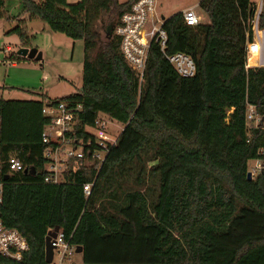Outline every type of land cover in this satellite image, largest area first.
Here are the masks:
<instances>
[{
    "label": "trees",
    "instance_id": "obj_1",
    "mask_svg": "<svg viewBox=\"0 0 264 264\" xmlns=\"http://www.w3.org/2000/svg\"><path fill=\"white\" fill-rule=\"evenodd\" d=\"M17 1L29 20L83 41L82 91L58 100L81 107L74 138L94 143L85 128L102 118L122 127L99 170L70 160L63 182L47 184L41 111L57 101L0 99V217L29 247L5 264H45L55 227L81 247L83 264H264V133L244 119L246 105L264 110V67H244L250 1L197 0L206 24L187 26L182 12L165 18L164 52L152 43L141 81L114 34L136 0ZM8 34L24 37L19 26ZM175 53L190 56L193 77L167 61ZM12 156L21 172H9ZM253 160L262 168L247 180Z\"/></svg>",
    "mask_w": 264,
    "mask_h": 264
},
{
    "label": "built area",
    "instance_id": "obj_2",
    "mask_svg": "<svg viewBox=\"0 0 264 264\" xmlns=\"http://www.w3.org/2000/svg\"><path fill=\"white\" fill-rule=\"evenodd\" d=\"M249 1L253 5V11L245 35L248 36L244 49L245 69L264 67V28L258 25V18L264 10V5L262 0ZM182 16L187 26H195L199 22L194 8L183 10ZM163 21L162 15L157 12V0H136L130 10L122 15L120 24L114 30V34L120 39L121 53L125 61L135 71L140 81L152 43H157L164 52L167 38L162 29ZM165 58L179 76L190 78L195 75V64L190 56L175 53L165 55ZM249 60H254L255 63L250 65ZM80 110V105L74 106V103L68 101L49 102L42 108L41 113L46 119L41 133V142L45 145L44 182L47 184L63 182V173L70 160H74V169L79 165V160H82L87 166L96 163L99 170L117 140V136L110 134L108 128L114 124L107 118L98 119L92 127L85 128V132L94 138V143L91 139L85 141L74 138V127ZM244 119L246 130L260 129L264 133V110L260 115L255 106L246 105ZM253 162H256L257 167L254 170L258 174L262 168L261 164L257 160ZM7 163L10 173L21 172L24 169L16 157H10ZM92 187L93 183L82 186L85 198L90 196ZM50 241L54 247L51 264H83L72 260L76 247L70 245L61 230H58L56 236ZM28 249L24 236L16 229L7 228L0 217V264H5V260L20 261L23 253Z\"/></svg>",
    "mask_w": 264,
    "mask_h": 264
},
{
    "label": "rangeland",
    "instance_id": "obj_3",
    "mask_svg": "<svg viewBox=\"0 0 264 264\" xmlns=\"http://www.w3.org/2000/svg\"><path fill=\"white\" fill-rule=\"evenodd\" d=\"M4 1L5 18L0 19V99L27 101L45 95L50 101H58L77 93L82 84L83 41L53 32L39 20H29L17 0ZM66 1L75 4L80 0ZM125 1L118 0L119 3ZM197 4V0H157V12L165 19L193 7L200 23L206 24L207 19L199 12ZM107 20V17L100 18L101 23L95 27L102 37L109 28ZM17 26L22 30L23 40L17 34H8ZM21 48L37 49L42 53L41 61L10 60ZM248 63L253 65L255 62L249 60ZM113 124L108 128L110 134L118 136L122 126ZM255 165L253 161L247 163L251 179L257 175ZM80 259V254L75 253L72 257L76 263H80Z\"/></svg>",
    "mask_w": 264,
    "mask_h": 264
},
{
    "label": "water",
    "instance_id": "obj_4",
    "mask_svg": "<svg viewBox=\"0 0 264 264\" xmlns=\"http://www.w3.org/2000/svg\"><path fill=\"white\" fill-rule=\"evenodd\" d=\"M17 56L26 58L29 60H34V61H41L42 59V53L39 52L35 48H21L17 51ZM80 91H82V88H80ZM25 172L27 170H24ZM7 178V176H6ZM246 179L250 180V175L249 173H246ZM59 228L55 227L53 230L49 231L45 237L44 240V258H45V264H51L52 258H53V249L54 247L52 246V243L50 241L51 238H54L56 236V233L58 232ZM82 252L81 247H76L75 253L80 254Z\"/></svg>",
    "mask_w": 264,
    "mask_h": 264
},
{
    "label": "crops",
    "instance_id": "obj_5",
    "mask_svg": "<svg viewBox=\"0 0 264 264\" xmlns=\"http://www.w3.org/2000/svg\"><path fill=\"white\" fill-rule=\"evenodd\" d=\"M190 8H193V7H190ZM184 10H186V9H184ZM182 11H183V10H182ZM182 11H181V12H182ZM27 17L29 18V16H27ZM7 50H9V49H7ZM34 100H36V99H34Z\"/></svg>",
    "mask_w": 264,
    "mask_h": 264
}]
</instances>
